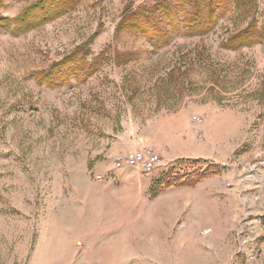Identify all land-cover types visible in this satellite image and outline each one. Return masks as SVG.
Returning <instances> with one entry per match:
<instances>
[{
    "label": "rangeland",
    "instance_id": "374dc122",
    "mask_svg": "<svg viewBox=\"0 0 264 264\" xmlns=\"http://www.w3.org/2000/svg\"><path fill=\"white\" fill-rule=\"evenodd\" d=\"M254 1L163 49L117 34L155 0H78L27 34L0 30V264H264V40L225 48L264 28ZM94 35L96 73L38 84ZM143 148L160 154L155 172L116 168Z\"/></svg>",
    "mask_w": 264,
    "mask_h": 264
},
{
    "label": "trees",
    "instance_id": "16d2710c",
    "mask_svg": "<svg viewBox=\"0 0 264 264\" xmlns=\"http://www.w3.org/2000/svg\"><path fill=\"white\" fill-rule=\"evenodd\" d=\"M7 1L11 0H0V15ZM232 1L238 9L248 11L255 4L254 0H155L150 8L140 7L134 11L128 8L117 26V34L137 33L146 38L150 46L163 49L176 36L192 38L214 31L218 20L226 14ZM77 5L78 0H36L14 18L0 16V30L9 31L13 36L19 37L73 12ZM96 36L61 61L52 64L48 70L38 72V84L54 88L61 79L69 80L78 77L80 73L90 77L96 73L98 67L107 61L105 53L93 56L91 44ZM263 40L264 28L259 29L252 21L247 28L234 33L225 48L236 51L245 46L259 44ZM130 58L128 54L126 63ZM120 59L121 56H117L118 64H121ZM201 179L198 178L190 184L195 185Z\"/></svg>",
    "mask_w": 264,
    "mask_h": 264
},
{
    "label": "built area",
    "instance_id": "2783aa9c",
    "mask_svg": "<svg viewBox=\"0 0 264 264\" xmlns=\"http://www.w3.org/2000/svg\"><path fill=\"white\" fill-rule=\"evenodd\" d=\"M195 125H202L203 119L194 116L192 118ZM198 132V137L203 140L202 134ZM161 163L160 155L152 148H143L139 150L130 151L117 156L114 159L116 168L121 169L124 167L139 169L145 174H152Z\"/></svg>",
    "mask_w": 264,
    "mask_h": 264
},
{
    "label": "crops",
    "instance_id": "0c3cea01",
    "mask_svg": "<svg viewBox=\"0 0 264 264\" xmlns=\"http://www.w3.org/2000/svg\"><path fill=\"white\" fill-rule=\"evenodd\" d=\"M178 140H180V138L178 139ZM166 147V146H165ZM164 148V147H163ZM153 149V148H152ZM168 149V148H167ZM155 150V149H154ZM166 150V149H165ZM156 151V150H155ZM158 153V152H157ZM159 154V153H158ZM160 155V154H159Z\"/></svg>",
    "mask_w": 264,
    "mask_h": 264
}]
</instances>
